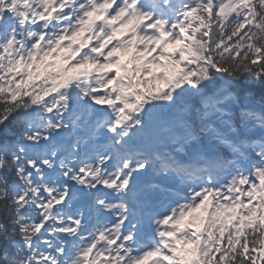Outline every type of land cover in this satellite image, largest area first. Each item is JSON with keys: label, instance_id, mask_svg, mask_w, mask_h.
<instances>
[{"label": "snow or ice", "instance_id": "1", "mask_svg": "<svg viewBox=\"0 0 264 264\" xmlns=\"http://www.w3.org/2000/svg\"><path fill=\"white\" fill-rule=\"evenodd\" d=\"M0 264H264V0H0Z\"/></svg>", "mask_w": 264, "mask_h": 264}]
</instances>
